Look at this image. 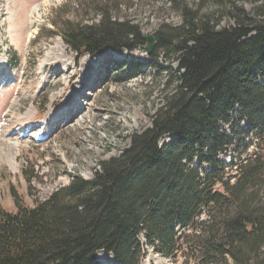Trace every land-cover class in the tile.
<instances>
[{"label":"trees","instance_id":"16d2710c","mask_svg":"<svg viewBox=\"0 0 264 264\" xmlns=\"http://www.w3.org/2000/svg\"><path fill=\"white\" fill-rule=\"evenodd\" d=\"M159 1L182 23L153 34L148 56L169 78L151 126L100 162L92 179L73 177L46 201L0 210V264H98L99 252L140 264V237L170 260L264 264V10L252 20L231 0H207L235 22L219 28L188 0ZM120 2L83 4L92 23L63 17L65 46L76 57L144 49L140 30L113 17ZM160 54L174 57L176 69L155 64ZM117 63L141 73L138 62ZM229 149L237 154L230 167L219 161Z\"/></svg>","mask_w":264,"mask_h":264},{"label":"rangeland","instance_id":"374dc122","mask_svg":"<svg viewBox=\"0 0 264 264\" xmlns=\"http://www.w3.org/2000/svg\"><path fill=\"white\" fill-rule=\"evenodd\" d=\"M100 1L73 0L68 9V0H0V58L6 60L0 73L1 211L14 213V201L20 206L46 201L73 177L92 179L100 162L119 154L129 146L132 134L151 126V118L160 107L162 85L169 77L152 66L145 49L133 53L107 50L79 58L63 43L62 18L92 23L91 12L84 11L82 5L88 7ZM109 1H121L122 6L113 7V17L131 22L143 36L153 35L162 24L177 27L182 23L176 11L163 1ZM188 2L199 16L214 17L219 28L235 25L222 5L207 0ZM231 2V7L234 4L252 20H257L264 10V0ZM169 58L160 54L155 64L175 70V58ZM120 59L127 64L138 62L141 73L134 77L127 68L119 70L116 62ZM62 107L66 115H61ZM51 111L60 114L50 121L48 132L42 123ZM28 112L30 117L24 118ZM236 125L235 122L233 128ZM242 127L243 124L240 130ZM221 129L231 135V127L221 124ZM169 139L166 137L159 144ZM250 141L251 137L245 139V143ZM236 155L229 149L219 156V161L230 167ZM140 242V264H193L185 261L183 255L171 260L161 257L146 245L143 237ZM96 261L113 264L112 256L103 252L96 255Z\"/></svg>","mask_w":264,"mask_h":264},{"label":"bare ground","instance_id":"6f19581e","mask_svg":"<svg viewBox=\"0 0 264 264\" xmlns=\"http://www.w3.org/2000/svg\"><path fill=\"white\" fill-rule=\"evenodd\" d=\"M56 46L57 47H59V46H61V44L60 43H56ZM9 55V54H8ZM120 58L121 56L120 55H117L116 56V58ZM45 60H47V57H46V59ZM2 62H3V60H0V65L2 64ZM55 67H56V65H55ZM58 70H59V68H58ZM79 96H80V94L77 92V94H76V98H79ZM75 104H79V102H76ZM75 104H73V106L72 107H74V108H79V106L78 105H75ZM63 106H67L66 104L65 105H63ZM60 113H61V115H66V113H64V111H63V107L60 109ZM58 111L56 112V111H51L49 114H48V116H47V118L46 119H44V124L46 125V131H48L49 129H51V125H50V121L51 120H53L58 114H60ZM30 117V112H28V113H26L25 114V117L24 118H29ZM49 132V131H48ZM47 135V133H45V134H42V136L43 137H45ZM113 258V257H112ZM113 262H114V258H113Z\"/></svg>","mask_w":264,"mask_h":264},{"label":"water","instance_id":"95a60500","mask_svg":"<svg viewBox=\"0 0 264 264\" xmlns=\"http://www.w3.org/2000/svg\"><path fill=\"white\" fill-rule=\"evenodd\" d=\"M143 40L146 42V46H145L146 54L150 55V53L152 52L153 48L156 45L155 37L153 35L143 36Z\"/></svg>","mask_w":264,"mask_h":264}]
</instances>
